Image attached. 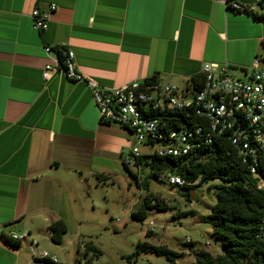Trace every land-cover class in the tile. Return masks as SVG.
Returning a JSON list of instances; mask_svg holds the SVG:
<instances>
[{"label":"crops","instance_id":"0c3cea01","mask_svg":"<svg viewBox=\"0 0 264 264\" xmlns=\"http://www.w3.org/2000/svg\"><path fill=\"white\" fill-rule=\"evenodd\" d=\"M263 1L0 0V264H19L12 235L38 247L51 224L80 220L88 176L109 178L134 144L128 130L101 124L86 84L43 80L55 57L45 47L73 51L77 69L106 88L156 77L186 90L207 63L245 80L264 44L254 19ZM34 9L48 19L44 32L32 27Z\"/></svg>","mask_w":264,"mask_h":264},{"label":"built area","instance_id":"2783aa9c","mask_svg":"<svg viewBox=\"0 0 264 264\" xmlns=\"http://www.w3.org/2000/svg\"><path fill=\"white\" fill-rule=\"evenodd\" d=\"M228 6L242 13L249 11L235 2ZM55 9L51 6L50 12ZM30 17L35 31L41 33L47 29L48 19L41 16L39 10H32ZM44 51L47 56L55 55L43 68L44 81L61 73L70 81L86 84L101 124L116 125L130 131L134 144L126 162L140 156L139 146L151 150L147 156L156 154L158 157L176 158L186 156L192 150H200L218 139H226L243 163L247 160L255 163L264 156V69L259 58L252 61L245 80L232 77L227 66L219 68L216 64H204L200 88L193 92L189 88L179 90L159 83L145 87H141V83H132L106 88L77 69L73 51H54L51 47H45ZM178 112L191 119L190 127L171 129L170 117L162 120V116ZM197 118L201 123H194ZM158 181L170 187L188 185L171 175L161 176ZM27 238V233L11 236L14 242ZM36 250L37 244L32 243L30 252L34 258L61 264L55 256L47 252L37 253Z\"/></svg>","mask_w":264,"mask_h":264},{"label":"rangeland","instance_id":"374dc122","mask_svg":"<svg viewBox=\"0 0 264 264\" xmlns=\"http://www.w3.org/2000/svg\"><path fill=\"white\" fill-rule=\"evenodd\" d=\"M259 59L264 69V44ZM138 148L140 155L151 152L144 146ZM119 151L123 157L114 160V172L106 181L99 182L88 176L81 219L65 222L67 232L61 247H65L66 252L55 249L45 234L38 239L37 253L47 252L61 264H128L126 257L131 255H135L131 264H170L164 256L144 251L137 254L140 243L179 254L174 259L175 264H195V253L200 250L213 256L223 254L220 240L213 236L212 227L206 221L216 202L212 187L219 181L201 185L191 191L188 198L179 188L155 180L148 166L137 167L132 159L126 162L128 149ZM122 161L126 162V169ZM140 183L147 187L143 189ZM147 193L154 195L164 209L148 211L143 221H137L131 214ZM148 231L151 235L147 237ZM87 244L98 249L101 256L96 258L87 251ZM30 247L29 239L22 241L19 264H43L33 260Z\"/></svg>","mask_w":264,"mask_h":264},{"label":"trees","instance_id":"16d2710c","mask_svg":"<svg viewBox=\"0 0 264 264\" xmlns=\"http://www.w3.org/2000/svg\"><path fill=\"white\" fill-rule=\"evenodd\" d=\"M260 9L263 13L254 19L264 22V1L260 4ZM243 13L248 14L249 11ZM153 83H158L156 77L143 81L141 87ZM200 85L201 75L191 80L189 89L197 92ZM167 116L170 117L171 129L192 125L191 119L183 112L162 116L164 118L162 120L165 121ZM194 123H201V120L197 118ZM133 162L137 167L148 166L152 177L157 181L166 175L179 177L188 185L172 187L186 192L188 198L190 192L201 185L219 181V184L212 187L215 190L216 202L206 221L212 227L213 236L220 240L223 254L213 256L207 251L200 250L195 253V264H264V156L255 163L249 160L243 163L242 158L226 139H218L202 146L200 150L190 151L186 156L173 158L158 157L156 154L140 155L134 158ZM122 165L127 168L126 162L122 161ZM95 179L103 182L108 177L95 175ZM140 185L143 189L147 187L144 183ZM154 209L161 211L164 207L154 195L147 193L131 217L143 221L147 212ZM66 232L67 227L62 220L56 221L48 228L50 241L56 246L62 245V238ZM149 235L151 232L148 231L146 236ZM15 248L19 249L20 244H16ZM86 250L92 252L96 258L101 256V252L91 244L86 245ZM140 251L164 256L170 264H175L174 259L179 257V254L148 243L138 244L137 254ZM134 258L135 255L126 257L128 264H131ZM33 260L37 263L53 264L47 260L36 258Z\"/></svg>","mask_w":264,"mask_h":264}]
</instances>
